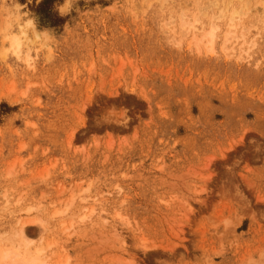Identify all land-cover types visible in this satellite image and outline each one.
<instances>
[{
	"label": "rangeland",
	"instance_id": "rangeland-1",
	"mask_svg": "<svg viewBox=\"0 0 264 264\" xmlns=\"http://www.w3.org/2000/svg\"><path fill=\"white\" fill-rule=\"evenodd\" d=\"M41 2L0 0V264H264V0Z\"/></svg>",
	"mask_w": 264,
	"mask_h": 264
},
{
	"label": "trees",
	"instance_id": "trees-1",
	"mask_svg": "<svg viewBox=\"0 0 264 264\" xmlns=\"http://www.w3.org/2000/svg\"><path fill=\"white\" fill-rule=\"evenodd\" d=\"M22 1V0H20ZM63 0H42L37 6V15L42 26L58 27L62 24V18L54 11V8L45 7L48 2H62Z\"/></svg>",
	"mask_w": 264,
	"mask_h": 264
},
{
	"label": "bare ground",
	"instance_id": "bare-ground-1",
	"mask_svg": "<svg viewBox=\"0 0 264 264\" xmlns=\"http://www.w3.org/2000/svg\"><path fill=\"white\" fill-rule=\"evenodd\" d=\"M235 16L237 17L238 16V14L237 13H233L232 15H231V18H230V21H233L234 19H235ZM239 20V19H238ZM31 24V23H30ZM191 28V27H190ZM193 28V27H192ZM205 37H207L208 39H207V41L205 42V45L209 48V50H211V46H212V43H213V37H214V32H213V30L211 31V32H209L208 34H206V36ZM11 46H12V48H14V52H15V54H17V48H18V43H17V40L15 39V38H13V39H11ZM225 51V50H224ZM25 232H24V230L23 229H19L18 230V232L16 233V235L17 236H19V237H25ZM39 253H40V251H39ZM7 253H5V255H3L1 258H5V257H7ZM36 255H38V253H36ZM38 257V256H37ZM38 259V258H37ZM32 260H35V259H32ZM39 260V259H38ZM37 260V261H38ZM13 261V260H12ZM16 261V260H15ZM15 261H13V263L12 264H34V262L33 261H31V263H17V262H15ZM36 261V262H37ZM38 263V262H37ZM41 264H42V262H40ZM39 263V264H40ZM44 264H46V262H44Z\"/></svg>",
	"mask_w": 264,
	"mask_h": 264
},
{
	"label": "clouds",
	"instance_id": "clouds-1",
	"mask_svg": "<svg viewBox=\"0 0 264 264\" xmlns=\"http://www.w3.org/2000/svg\"><path fill=\"white\" fill-rule=\"evenodd\" d=\"M86 2H87V0H86Z\"/></svg>",
	"mask_w": 264,
	"mask_h": 264
}]
</instances>
